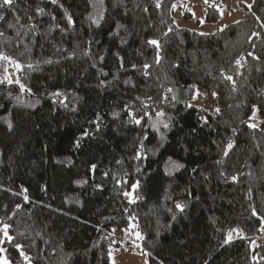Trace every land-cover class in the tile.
<instances>
[{
    "label": "trees",
    "instance_id": "1",
    "mask_svg": "<svg viewBox=\"0 0 264 264\" xmlns=\"http://www.w3.org/2000/svg\"><path fill=\"white\" fill-rule=\"evenodd\" d=\"M180 2L0 8V264H111L131 223L148 264H264V0L208 34Z\"/></svg>",
    "mask_w": 264,
    "mask_h": 264
},
{
    "label": "rangeland",
    "instance_id": "2",
    "mask_svg": "<svg viewBox=\"0 0 264 264\" xmlns=\"http://www.w3.org/2000/svg\"><path fill=\"white\" fill-rule=\"evenodd\" d=\"M250 2L251 0H181L174 9L172 18L177 28L208 34L240 20L244 13V6ZM212 7L218 8L220 12V18L216 21L206 19ZM176 96L178 102H188L187 96L185 98ZM209 102V94L198 89L189 100V105L205 107ZM162 125L163 117L157 118L153 122V130L162 133L160 129ZM2 229L0 227V231ZM4 230L5 228L2 230L5 235ZM3 233L0 232V237ZM114 237L117 246H114L110 252L111 264H148V254L142 249V239L134 223H131L128 228L114 231ZM257 242L264 243V231Z\"/></svg>",
    "mask_w": 264,
    "mask_h": 264
},
{
    "label": "snow or ice",
    "instance_id": "3",
    "mask_svg": "<svg viewBox=\"0 0 264 264\" xmlns=\"http://www.w3.org/2000/svg\"><path fill=\"white\" fill-rule=\"evenodd\" d=\"M13 2H14V0H0V8H2V7H4V6L12 5ZM53 2H55V0H53ZM100 3H103V0H100ZM157 7H159V4H157ZM3 18H4V17H3L2 15H0V19H3ZM69 22L71 23V17H69ZM118 27H121V26L118 25ZM0 35H3V33H0ZM149 43H150V44H153V45H156L157 47H159V43H158V41H156V40H151V41H149ZM0 59H5V60H7V59H9V58H8V57L0 56ZM237 63H239V61H237ZM16 66H17V68L20 67L19 64H17ZM226 78L229 79V80L232 79V77H230V76H228V77H226ZM2 82H3V81H0V83H2ZM8 82H9V83H12L11 80H8ZM16 83L19 84L21 90L23 91V90H24V85H23V84H20V82H19L18 80L16 81ZM55 95H59V93H56ZM217 111H219V110L217 109ZM145 115H147V113H145ZM135 123H136L137 125H139V124L141 123V120H140V119H136V120H135ZM164 126L167 127L168 125L165 124ZM9 127H11V125H9ZM251 127H255V125H251ZM145 138H146V137H145ZM232 147H233L232 143L229 142V144H228V148L231 149ZM224 155L227 156V155H228V152L225 151V152H224ZM93 167H95V166L93 165ZM175 167H183V165H175ZM233 179H235V177H234ZM132 187H133V189H135V188L137 187V185L134 184V185H132ZM125 195H127V193H125ZM176 207H177L178 209H180V211H183V207H182L180 204H177ZM4 231H5V235H7V226L5 227V230H4ZM229 239H231V234H230V233H229ZM25 258L27 259V257H25Z\"/></svg>",
    "mask_w": 264,
    "mask_h": 264
}]
</instances>
